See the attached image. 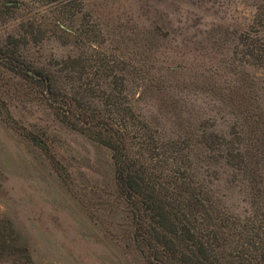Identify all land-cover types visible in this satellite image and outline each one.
<instances>
[{
  "label": "rangeland",
  "instance_id": "obj_1",
  "mask_svg": "<svg viewBox=\"0 0 264 264\" xmlns=\"http://www.w3.org/2000/svg\"><path fill=\"white\" fill-rule=\"evenodd\" d=\"M0 42L11 55L0 57V228L11 221L32 264H155L111 149L69 123L70 98L128 131L173 203L182 131L212 133L218 148L234 140L235 167L216 152L189 169L264 238V0H0Z\"/></svg>",
  "mask_w": 264,
  "mask_h": 264
},
{
  "label": "trees",
  "instance_id": "obj_2",
  "mask_svg": "<svg viewBox=\"0 0 264 264\" xmlns=\"http://www.w3.org/2000/svg\"><path fill=\"white\" fill-rule=\"evenodd\" d=\"M259 50L261 52L263 47ZM8 56L11 57L0 42V57ZM19 68H23L21 64ZM27 69L39 83L51 85L50 75L44 74L42 68L30 66ZM64 101L72 103L67 108L72 118L68 122L76 125L81 121L89 135L111 149L116 189L131 206L141 249L155 264H264V238L251 229L243 230L240 220L231 218L221 201L212 195L206 180L197 175V170L189 169L191 162L197 165L216 152L221 155L225 166L235 167L244 152L242 147L234 144V140L228 139L223 147L218 148L212 142V133L182 131V137L176 139L178 148L173 156L176 167L172 171L181 198L177 197L176 200L179 198L180 201L173 203L163 187H156L146 178L144 163L132 149L126 129L92 107L73 104L71 98ZM153 165L152 169L158 171L159 167ZM193 213L202 214L210 224L206 222L204 228H195L190 224ZM2 221L0 264H32L28 248L17 243V233L15 243L11 221ZM208 226H212L210 230L206 229ZM230 246L237 252L236 259L230 257Z\"/></svg>",
  "mask_w": 264,
  "mask_h": 264
}]
</instances>
